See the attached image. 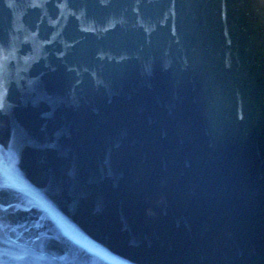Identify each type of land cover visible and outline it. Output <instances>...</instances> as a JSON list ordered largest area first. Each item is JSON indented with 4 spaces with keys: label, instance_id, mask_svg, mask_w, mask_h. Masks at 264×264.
I'll return each instance as SVG.
<instances>
[{
    "label": "water",
    "instance_id": "water-1",
    "mask_svg": "<svg viewBox=\"0 0 264 264\" xmlns=\"http://www.w3.org/2000/svg\"><path fill=\"white\" fill-rule=\"evenodd\" d=\"M0 264H264V0H0Z\"/></svg>",
    "mask_w": 264,
    "mask_h": 264
}]
</instances>
